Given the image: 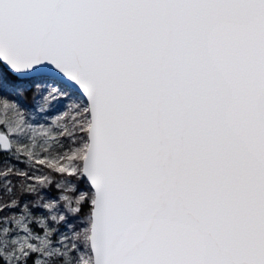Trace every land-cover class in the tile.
<instances>
[{"label":"snow or ice","instance_id":"snow-or-ice-1","mask_svg":"<svg viewBox=\"0 0 264 264\" xmlns=\"http://www.w3.org/2000/svg\"><path fill=\"white\" fill-rule=\"evenodd\" d=\"M0 264H264V0H0Z\"/></svg>","mask_w":264,"mask_h":264}]
</instances>
